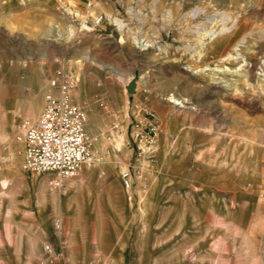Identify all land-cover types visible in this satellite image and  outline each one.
Masks as SVG:
<instances>
[{
    "label": "rangeland",
    "instance_id": "1",
    "mask_svg": "<svg viewBox=\"0 0 264 264\" xmlns=\"http://www.w3.org/2000/svg\"><path fill=\"white\" fill-rule=\"evenodd\" d=\"M85 1L0 0V264H264V0ZM57 70L92 156L64 193L15 141Z\"/></svg>",
    "mask_w": 264,
    "mask_h": 264
},
{
    "label": "built area",
    "instance_id": "2",
    "mask_svg": "<svg viewBox=\"0 0 264 264\" xmlns=\"http://www.w3.org/2000/svg\"><path fill=\"white\" fill-rule=\"evenodd\" d=\"M84 6L90 8L89 0L85 1ZM101 21V16L93 17L90 21L88 15H85L78 21V32L89 33ZM72 86L73 80L67 73L55 71L49 81L52 93L44 97L37 118L15 137L21 147L22 172L31 176L49 175L50 184L55 189H59L63 181L74 176L79 169L92 163L83 127L84 113L69 98ZM143 115L142 124L141 121H135L132 125L131 136L138 154L149 155L156 136V126L150 112L143 111ZM122 179L128 188L126 172L122 174ZM55 226H59L58 221ZM44 252L52 264L54 258L50 255V248L44 246Z\"/></svg>",
    "mask_w": 264,
    "mask_h": 264
},
{
    "label": "bare ground",
    "instance_id": "3",
    "mask_svg": "<svg viewBox=\"0 0 264 264\" xmlns=\"http://www.w3.org/2000/svg\"><path fill=\"white\" fill-rule=\"evenodd\" d=\"M66 11H68L67 8H66ZM69 11H70V10H69ZM113 23L116 25V27H117L118 30H123V29H124V25H123L120 21H118V20H114ZM227 30H228V29H226V28L223 27V28L221 29V32H222V33H225V32H227ZM57 32H58V31H57ZM221 32H220V33H221ZM220 33H210V35H209V36H210V40H211V41L215 40L216 37H217L218 35H220ZM200 38H201V37H200ZM215 42H216V41H215ZM204 45H205V44H204ZM204 45H203V47H204ZM213 45H214V43H213ZM214 46H215V45H214ZM235 50H238L237 47L235 48ZM228 59H235V58H233L232 56H228ZM175 102H176V101H175ZM176 104H177V103H176ZM89 167H90V166H88V168H89ZM84 168H87V167H84ZM81 169H82V168H81ZM81 169H79V171H80ZM79 171H78V172H79ZM78 172H77V174H78ZM128 188H129V187H128Z\"/></svg>",
    "mask_w": 264,
    "mask_h": 264
},
{
    "label": "crops",
    "instance_id": "4",
    "mask_svg": "<svg viewBox=\"0 0 264 264\" xmlns=\"http://www.w3.org/2000/svg\"><path fill=\"white\" fill-rule=\"evenodd\" d=\"M39 109V108H38ZM88 172H79L78 173V177L76 179H73V180H69L65 183V188L63 190V193L66 192L70 187L73 186V183H75L76 181L77 182H80L82 181L86 176H87Z\"/></svg>",
    "mask_w": 264,
    "mask_h": 264
},
{
    "label": "water",
    "instance_id": "5",
    "mask_svg": "<svg viewBox=\"0 0 264 264\" xmlns=\"http://www.w3.org/2000/svg\"><path fill=\"white\" fill-rule=\"evenodd\" d=\"M130 90V89H129Z\"/></svg>",
    "mask_w": 264,
    "mask_h": 264
}]
</instances>
